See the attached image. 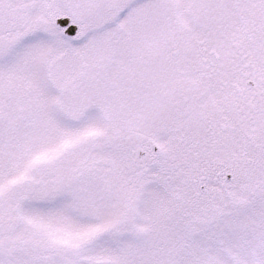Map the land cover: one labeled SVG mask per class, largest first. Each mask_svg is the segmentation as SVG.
<instances>
[{"label":"snow or ice","instance_id":"obj_1","mask_svg":"<svg viewBox=\"0 0 264 264\" xmlns=\"http://www.w3.org/2000/svg\"><path fill=\"white\" fill-rule=\"evenodd\" d=\"M0 264H264V0H0Z\"/></svg>","mask_w":264,"mask_h":264}]
</instances>
